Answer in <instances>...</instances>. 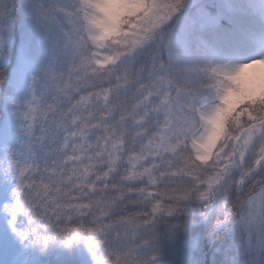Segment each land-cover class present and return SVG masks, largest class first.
<instances>
[{"label": "snow or ice", "instance_id": "6c2138e0", "mask_svg": "<svg viewBox=\"0 0 264 264\" xmlns=\"http://www.w3.org/2000/svg\"><path fill=\"white\" fill-rule=\"evenodd\" d=\"M0 264H264V0H0Z\"/></svg>", "mask_w": 264, "mask_h": 264}, {"label": "rangeland", "instance_id": "374dc122", "mask_svg": "<svg viewBox=\"0 0 264 264\" xmlns=\"http://www.w3.org/2000/svg\"><path fill=\"white\" fill-rule=\"evenodd\" d=\"M251 71V70H250Z\"/></svg>", "mask_w": 264, "mask_h": 264}]
</instances>
